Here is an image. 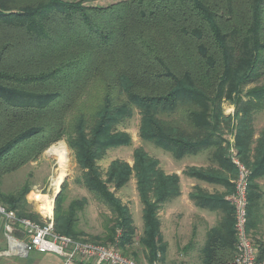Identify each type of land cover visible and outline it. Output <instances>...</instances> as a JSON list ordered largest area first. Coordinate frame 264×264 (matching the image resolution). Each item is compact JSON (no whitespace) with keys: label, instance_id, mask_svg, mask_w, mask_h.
Masks as SVG:
<instances>
[{"label":"trees","instance_id":"16d2710c","mask_svg":"<svg viewBox=\"0 0 264 264\" xmlns=\"http://www.w3.org/2000/svg\"><path fill=\"white\" fill-rule=\"evenodd\" d=\"M86 1L0 0V204L43 224L28 205L31 183L5 192L2 178L65 140L81 171L76 181L111 215L101 234L87 235L81 219L89 198L65 206V180L54 204L55 231L114 245L139 262L132 211L116 195L135 177L143 205L139 242L148 264L160 262L166 246L159 210L180 194V176L166 173L142 146L132 164L114 159L103 171L98 160L132 144L118 127L138 110L142 140L177 159L215 148L213 156L234 179L238 170L222 135L231 122L220 107L230 98L238 118L232 146L251 170L250 233L262 209L256 179L264 176V129L254 136L252 114L264 108V84L249 88L245 99L242 92L264 75V0ZM95 95L98 101L83 109ZM209 197L200 190L191 195L202 207L221 204L225 216L208 231L200 264H229L236 253L235 210L221 196ZM257 246L264 258V241Z\"/></svg>","mask_w":264,"mask_h":264},{"label":"crops","instance_id":"0c3cea01","mask_svg":"<svg viewBox=\"0 0 264 264\" xmlns=\"http://www.w3.org/2000/svg\"><path fill=\"white\" fill-rule=\"evenodd\" d=\"M214 149H206L196 154H186L180 159L173 156L176 160H182V163L177 164L171 159L168 166L165 168L161 166L166 173H177L180 176L181 188L180 194L167 200L159 210L161 233L166 246L164 256L160 261L161 264H200L208 231L225 216V210L221 204L214 206V201H209L205 207H202L191 198L192 193H196L198 190L208 195L219 192L225 201L230 194L233 178L227 167L220 164L219 172L221 174L206 173L202 177L192 173L197 168L218 167L217 162L219 161L213 156ZM41 195L32 191L27 196L30 201L32 199L36 201L38 210L42 212L44 201L42 200V204H40ZM213 195H210L212 197H209V200L217 197ZM27 201L29 203L28 199ZM263 204L261 218L251 229L252 240L256 245L258 241L262 239L264 241V233L262 232L264 225L262 222L264 220ZM7 224H10V219L0 213V264H66L63 256L53 252L26 251V243L29 241V237L23 227L14 224L13 229L9 232ZM135 226L136 239L133 243V250L139 252L140 257L137 263L148 264L145 259L144 248L139 242L143 233V217L141 224H135ZM75 264L95 263L78 262Z\"/></svg>","mask_w":264,"mask_h":264},{"label":"rangeland","instance_id":"374dc122","mask_svg":"<svg viewBox=\"0 0 264 264\" xmlns=\"http://www.w3.org/2000/svg\"><path fill=\"white\" fill-rule=\"evenodd\" d=\"M20 1L25 2L26 0H20ZM118 1L121 0H87L86 4L106 6ZM262 84H264V75L247 84L242 92V95L244 97L243 99L246 98L244 94L249 88ZM235 98L236 95L234 94V99ZM97 101H98L97 95H95L92 99H90L89 97V99H86V103L84 104L85 107L83 106V109L89 110V107L93 106ZM234 101L230 98H223L220 102V107L224 115L230 117L229 118L231 122L229 123L230 130H228V128H225L226 126L223 127L222 135L225 140H228L230 142V146L228 147L230 149L227 153V158H229L233 164H235L233 162L234 159L237 161L240 160V157L238 156V148L232 146V143L234 145V141H235L234 135L237 132V124H238L237 123L238 118L235 115L236 104ZM252 115H253L252 126L254 130V136L258 137L260 132L264 129V108L254 111ZM139 126H140V115L138 110H136L131 118L121 123L118 127L119 129L125 130L130 133L132 137V144L129 146H122L118 148L109 149L105 154V156L102 157L100 160H98V164L103 171H105L108 168L110 162L114 159L126 160L132 164L134 149L140 146L144 147L145 150H147L150 153V155L158 158L163 168L169 165L171 159L175 161L177 164L182 163V160H176L170 152L154 145L152 142L142 140L139 136ZM59 142H61V144L64 145L65 150H68L70 152V156L67 159H65L64 157L60 159V157H58V155L55 154V152L51 151V149L57 146V143ZM240 161L239 163L241 164L242 161L241 162ZM58 163H61L60 167L68 170V175L65 178V180L67 181V186L64 189V195L66 197V201L64 205L66 206L72 199L80 198L84 196L88 197L89 203L83 211L81 226L84 227V229L87 232V235L92 236V235L101 234L104 231L105 218L110 216L111 212L109 211L107 206H104L103 204L99 203L84 186H82L80 183L76 181V178L80 175L81 171L78 169L73 152L72 150L69 149L65 140H60L54 143L48 149H46L45 152L42 155H40V157H38L37 159L31 161L27 165L19 168L18 170L5 175L2 178L1 189L5 192H12L18 189L19 187H21L22 185H24L26 182H29L31 183V187H32L30 192L34 191L37 192V194H52L53 187L51 182L53 177L56 175ZM217 163L219 164L218 167H214V168L209 167V168H200V169L197 168L195 171L200 172L202 174H206V173L221 174V172H219L220 162ZM237 177L238 174L236 178L233 179V187H232V183L230 185L231 188L230 194H232L235 191V182L237 180ZM256 182L259 183L260 190L263 191L262 193L264 195V176L257 178ZM30 192L28 196L30 195ZM116 195L119 198H121V200L124 203L129 205L132 211L134 223L141 224L143 205L138 195L135 177H132L131 180L123 188L118 190ZM214 195L221 196L219 192L214 193ZM28 196L27 199L29 200L28 203L29 207L34 212L41 214V216L43 217L44 216L43 213L39 211L37 208L36 201L33 199L30 201ZM262 199H263L262 200V204H263L264 196L262 197ZM53 217H54V210H53ZM44 218L46 219V217ZM44 218H41V220H43V223H44ZM262 222H264V220ZM262 232L264 233V225L262 228ZM250 235H251V230H250ZM86 239L89 240V238L87 237ZM261 241H263V239Z\"/></svg>","mask_w":264,"mask_h":264},{"label":"built area","instance_id":"2783aa9c","mask_svg":"<svg viewBox=\"0 0 264 264\" xmlns=\"http://www.w3.org/2000/svg\"><path fill=\"white\" fill-rule=\"evenodd\" d=\"M239 161L233 160L238 169L235 191L226 197L235 210L234 228L236 232V253L229 264H264V258L259 257L258 246L248 232V187L251 170L243 163L240 164ZM0 213L10 219V224H7L9 232L13 229L14 224L23 227L29 237V241L26 243L28 252H53L63 256L66 264L78 262L138 264L133 257L123 254L114 245L86 242L57 233L54 229L53 211L52 214H43V218L46 217L43 224L30 218L19 217L15 211L7 210L1 204ZM154 264H160V262L156 261Z\"/></svg>","mask_w":264,"mask_h":264},{"label":"bare ground","instance_id":"6f19581e","mask_svg":"<svg viewBox=\"0 0 264 264\" xmlns=\"http://www.w3.org/2000/svg\"><path fill=\"white\" fill-rule=\"evenodd\" d=\"M51 151L55 152V154H57L58 157H60V159L62 157L67 159L70 156V152L68 150H65V147L63 144H61V142L57 143V146L53 147L51 149ZM60 164L61 163L57 164V170H56L57 172H56V175L53 177L52 182H51L52 187H53L52 194H42L40 196V204L42 203V200L44 201V208H43L42 212L45 215L52 214L53 206H54L53 197H54V195L57 194L58 190L60 189L62 182L64 181V179L68 175V170L60 167Z\"/></svg>","mask_w":264,"mask_h":264},{"label":"water","instance_id":"95a60500","mask_svg":"<svg viewBox=\"0 0 264 264\" xmlns=\"http://www.w3.org/2000/svg\"><path fill=\"white\" fill-rule=\"evenodd\" d=\"M64 181H65V179H64ZM64 181H63V182H64ZM63 182H62V184H63ZM62 184H61V186H62ZM61 186H60V190H61ZM60 190L57 192V194H56L55 197H54V204H55V199H56L58 193L60 192ZM53 210H54V208H53Z\"/></svg>","mask_w":264,"mask_h":264}]
</instances>
